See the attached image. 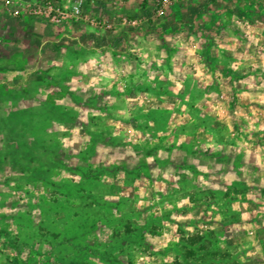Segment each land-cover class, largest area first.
Listing matches in <instances>:
<instances>
[{"label":"rangeland","instance_id":"1","mask_svg":"<svg viewBox=\"0 0 264 264\" xmlns=\"http://www.w3.org/2000/svg\"><path fill=\"white\" fill-rule=\"evenodd\" d=\"M42 1L0 0V264H264V0Z\"/></svg>","mask_w":264,"mask_h":264},{"label":"built area","instance_id":"2","mask_svg":"<svg viewBox=\"0 0 264 264\" xmlns=\"http://www.w3.org/2000/svg\"><path fill=\"white\" fill-rule=\"evenodd\" d=\"M178 1L188 0H157V15L163 16L168 7ZM84 0H75L69 5L58 6L52 0H43L38 7L34 8V13L43 18L49 19L54 23L79 22L87 20L83 10Z\"/></svg>","mask_w":264,"mask_h":264},{"label":"crops","instance_id":"3","mask_svg":"<svg viewBox=\"0 0 264 264\" xmlns=\"http://www.w3.org/2000/svg\"><path fill=\"white\" fill-rule=\"evenodd\" d=\"M227 1H229V0H227ZM232 1V0H231ZM225 4V2H223V5ZM226 5V4H225ZM214 18H218V14L216 13V14H214Z\"/></svg>","mask_w":264,"mask_h":264}]
</instances>
